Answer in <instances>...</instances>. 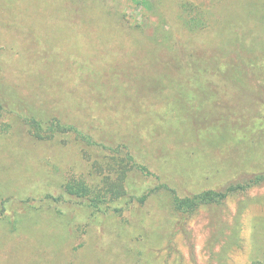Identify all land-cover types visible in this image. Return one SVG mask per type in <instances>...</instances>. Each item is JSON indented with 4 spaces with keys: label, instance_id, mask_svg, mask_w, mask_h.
Segmentation results:
<instances>
[{
    "label": "rangeland",
    "instance_id": "obj_1",
    "mask_svg": "<svg viewBox=\"0 0 264 264\" xmlns=\"http://www.w3.org/2000/svg\"><path fill=\"white\" fill-rule=\"evenodd\" d=\"M252 51L264 0H0V264H264V133L215 150L197 72ZM227 72L234 121L264 117V77ZM204 190L226 197L173 210Z\"/></svg>",
    "mask_w": 264,
    "mask_h": 264
},
{
    "label": "trees",
    "instance_id": "obj_2",
    "mask_svg": "<svg viewBox=\"0 0 264 264\" xmlns=\"http://www.w3.org/2000/svg\"><path fill=\"white\" fill-rule=\"evenodd\" d=\"M136 6L138 7H146L148 5V0H132ZM144 19V18H143ZM169 48V47H168ZM173 50V48L168 49ZM223 50V49H220ZM253 52V51H252ZM248 56L236 55L229 56L227 54L224 57H228L229 59L225 60L221 56H215V59H201L198 60V71L202 75L203 80H208L210 86L214 89L212 93V98L210 99L211 103L214 104V109L211 110L215 112V115L212 117H208L209 119L215 120V130H212L215 137V143L212 141L211 144H215V150L217 149V140H225L222 134L231 138L230 141H234L236 143H240L243 146H246L250 141L251 137L254 136L255 132L260 133L261 135L264 133V117L259 118H251L246 120L245 117L241 116V118L237 117V121H234L232 113L237 112L243 107L245 103L244 100L246 98L245 95H241L239 92V88L233 82L232 77L227 72L228 69H237L240 71V77L243 78V83L254 81L255 77H264V64H260L259 60L264 59V51L262 52H253L247 54ZM186 58H188L186 56ZM190 58V56H189ZM180 58H176V61ZM186 61V59H185ZM195 62V61H194ZM194 62L189 59L188 64L193 65ZM170 66H174V64L170 61ZM208 86V87H210ZM262 87V86H261ZM243 94V93H242ZM2 105L0 103V113L2 110ZM203 118V117H202ZM200 119V118H199ZM245 120L248 121L245 123ZM31 126L37 131H48V132H72L76 134L78 138L89 142L90 138H87L75 128L71 126L61 125L60 123H54L52 125H46V127L36 120L31 121ZM221 137V138H219ZM229 142V139L226 140ZM218 156V153L216 154ZM135 163V162H134ZM141 167V166H139ZM257 181H251V183H257L260 180H264L263 176L256 177ZM72 182L67 183L64 186L65 192L69 194H81L87 195L88 191L85 187H81L78 189H74L72 187ZM250 182L246 183L249 186ZM239 188V186H238ZM236 188L230 187L229 190H235ZM226 197V193L222 191L216 190H204L202 192L190 195L180 196L177 195L175 191L172 192V208L176 213H190L194 210L198 209L201 206L219 203ZM95 206V204H93ZM11 229L15 230V225H11Z\"/></svg>",
    "mask_w": 264,
    "mask_h": 264
}]
</instances>
